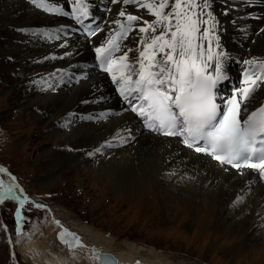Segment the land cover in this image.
<instances>
[{"label": "bare ground", "instance_id": "6f19581e", "mask_svg": "<svg viewBox=\"0 0 264 264\" xmlns=\"http://www.w3.org/2000/svg\"><path fill=\"white\" fill-rule=\"evenodd\" d=\"M91 1L95 3L97 0ZM103 1L106 7L112 9L111 12L106 9L108 16L112 18L118 6L111 5L109 0ZM3 3V7L10 11L7 14L15 16L14 19H8V24L20 22V26L16 28L27 35L17 40L21 42V46H8L4 54L9 57L16 51L20 56L29 55L27 59L25 58L26 64L33 66L35 70L31 77L24 80L25 88L32 90V94L26 96L25 102L37 106V114L33 112L30 120H33V124L41 123L44 126L45 140L55 135L54 131H58L59 128L65 126V131L68 130L64 143L70 147V154L58 151L48 153L51 161L46 163L47 166L56 168L61 173L68 170V174L75 175L80 172L78 169H81L87 173L88 178L94 180V184H99L105 195L116 193L118 199L125 200L126 205L137 199L136 196L141 197V194L144 195L146 192H152L158 198L161 196L165 198L168 195L167 190L173 188L179 195L184 196L180 198L174 196L176 200H180L175 204L176 207L181 206L183 213L189 208L191 218H188L192 221L195 218L197 223L195 225L204 224L209 219L207 229H219L218 234L224 238V244L228 245V248L222 251L225 259L230 261L243 255L245 262L253 263L263 257L264 213H261V209L264 208V186H261L258 180L249 186L248 181L253 180L252 175L237 176L231 172L227 173L217 164L189 150L181 149L175 140L160 138L145 131L136 115L121 104L120 97L115 98L104 76L93 74L91 69L87 70L83 66L89 62L91 45L62 39L57 41L56 46L50 44L45 46L40 44L39 37L30 34L35 30H45L54 32L58 38H62L67 34L65 21L51 14L45 15L23 0H15L12 10L10 5L5 4L6 1ZM211 5V10L218 21L217 34L220 37L221 48L227 54L225 60L227 79L219 87L222 95L240 84L239 76L234 78L233 71L239 75L242 66L245 65L243 61L249 58H264V6L257 4L255 0L247 2L211 0ZM143 12L145 10L141 9V13ZM142 15L145 19H152L150 15L144 13ZM62 30L60 35L59 32ZM101 37L102 34L99 38L97 36V39ZM135 38L134 36L133 39ZM127 46L132 45L128 43ZM5 58L0 65L2 70L8 72L23 62ZM54 72L56 76L50 75ZM75 76L81 77L76 83L73 82ZM42 77L47 80V85H41ZM35 91H40L44 95L37 96L38 92ZM263 100L264 86L256 92L251 104L248 105L249 110ZM52 109L60 119L50 124L46 122L45 116L51 113ZM102 114H106L107 118L101 119ZM124 128L132 129V137L127 143L114 142L113 147L104 148L94 156L86 154L111 139L117 130ZM50 133L53 134L49 136ZM173 170L177 174L167 178L165 173ZM55 177V172H47L45 176L39 178L40 186L44 189L49 188ZM238 196L245 197L244 203L231 207ZM228 218L233 221L227 222ZM235 222L236 224H233ZM74 225L73 227L76 226L84 236L76 234L83 246L72 251L81 253L84 258L64 252L54 240L47 241L46 234L50 233L49 230L53 226L45 222L42 227L35 228L36 233L22 239L19 251L25 262L98 264L96 258L90 259L87 256V252L94 248L97 253L113 254L118 262L124 264L136 261L148 264H194L172 256L166 257L154 249H145L129 241H123L121 247L116 249L113 239L103 233L85 225ZM45 227L46 234L42 231ZM60 231L61 229L56 231L57 238ZM36 235H40L43 240L39 241ZM62 245L66 246L63 243ZM66 248L70 250L67 246Z\"/></svg>", "mask_w": 264, "mask_h": 264}, {"label": "snow or ice", "instance_id": "6c2138e0", "mask_svg": "<svg viewBox=\"0 0 264 264\" xmlns=\"http://www.w3.org/2000/svg\"><path fill=\"white\" fill-rule=\"evenodd\" d=\"M30 2L47 13L70 16L81 25L92 17L90 0H67L70 11L53 0ZM109 3L120 8L110 21L112 34L94 49L95 58L98 67L110 74L127 110L150 133L178 138L177 142L184 148L209 156L224 171L229 166L238 175H244V169L250 170L253 180L248 181L249 186L257 180L264 183V101L251 110L248 107L264 86V58L243 61L247 67L243 71L242 86L234 89L221 107L217 102L218 89L227 79V54L221 48L211 0H109ZM130 8L143 9L144 15L152 19L133 14ZM97 28L104 31L99 25ZM30 34L58 39L54 32L45 30ZM92 34L96 31L92 30ZM40 83L47 85L48 82L42 77ZM100 118L105 119L107 115L102 114ZM131 137L132 129L117 130L111 139L86 154L94 156L104 148L113 147L114 142L127 143ZM5 171L0 168V172ZM176 174L173 170L165 176L171 178ZM17 188L15 183L5 187L0 181V204L6 199L18 200L23 208L26 198L16 196ZM244 200L245 197L238 196L231 207L243 204ZM35 207L42 209L44 205ZM23 219L18 215V231ZM58 238L73 251L83 246L67 230L59 233ZM103 264H107L106 258Z\"/></svg>", "mask_w": 264, "mask_h": 264}, {"label": "rangeland", "instance_id": "374dc122", "mask_svg": "<svg viewBox=\"0 0 264 264\" xmlns=\"http://www.w3.org/2000/svg\"><path fill=\"white\" fill-rule=\"evenodd\" d=\"M4 1L11 6V10L15 4V0H0V64L5 57L15 61L23 60L24 63L14 66L10 72L2 70L0 65V168L6 170L0 172V181L5 187L15 183L19 187L16 195L20 199L27 196L36 204L44 205V208L37 209L28 200L23 208H20L17 200L12 199H6L0 204V264H27L19 251L20 243L22 239L36 233L35 228L42 227L45 222L53 226L47 234V228H42L47 241L54 240L61 250L79 257L82 256L81 253L68 250L57 238L61 226L84 236L75 225H85L113 239L116 249L121 247L123 241H129L145 249H154L166 257L172 256L194 264H264V254L253 263L245 262L243 255L230 261L225 259L222 251L226 250L228 245L224 244V238L218 234L219 229H207L209 219L204 224L195 225V218L194 221L190 219L189 208L183 213L181 206L176 207L175 204L180 200L175 197L184 196L179 195L173 188L167 190L168 195L165 198H158L154 193L146 192L141 194V197L136 196L137 199L126 205L125 200L118 199L116 193L105 195L99 184H94V180L88 178L87 173L81 169H78L80 172L75 175L68 174V170L61 173L58 169L47 166L46 163L51 161L48 153L58 151L70 154V147L64 143L68 130L65 131V126L59 128L54 131L55 135L50 136L53 134L50 133V137L45 140L44 126L41 123L33 124V120H30L33 112L37 114V106L33 103L26 104L25 98L32 94V90L25 88L24 80L31 77L35 70L33 66L26 64L25 58L29 55L20 56L13 50L14 54L9 57L4 54L8 46L19 47L21 42L17 40L27 37L16 28L20 26V22L8 24V19H14L15 16L7 14L10 11L3 7ZM62 32L63 30L59 34ZM62 39L65 38L51 39L52 41L38 38L40 44L45 46H56L57 41ZM236 75L233 71V77ZM80 79L81 77H74L75 81ZM38 93L37 96L44 95L40 91ZM45 117L46 122L50 124L60 119L53 109ZM47 172H55L56 177L53 184L44 189L40 186L39 178ZM13 176L15 181L12 180ZM18 215L24 217L20 221L19 231ZM196 219L199 221L198 217ZM229 220L231 219L228 218L227 222ZM205 229L207 231L204 232ZM39 236L36 235V238L43 240Z\"/></svg>", "mask_w": 264, "mask_h": 264}, {"label": "water", "instance_id": "95a60500", "mask_svg": "<svg viewBox=\"0 0 264 264\" xmlns=\"http://www.w3.org/2000/svg\"><path fill=\"white\" fill-rule=\"evenodd\" d=\"M64 230H66V229L62 228L59 233H61ZM72 234H74V233H72ZM74 235L76 236V234H74ZM87 256L90 259H93L95 256H100L101 259H96L98 261V264H103V261H104L105 258L107 259V262L113 261V262L117 263V259L112 254H108V253H97L94 248H91L90 252L87 253Z\"/></svg>", "mask_w": 264, "mask_h": 264}]
</instances>
